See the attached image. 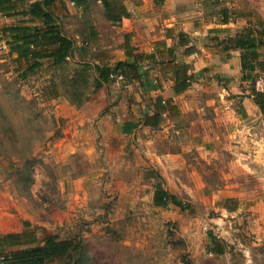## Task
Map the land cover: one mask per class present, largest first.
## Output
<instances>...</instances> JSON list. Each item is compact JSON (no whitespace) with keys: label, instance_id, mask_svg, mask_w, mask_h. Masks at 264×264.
<instances>
[{"label":"rangeland","instance_id":"1","mask_svg":"<svg viewBox=\"0 0 264 264\" xmlns=\"http://www.w3.org/2000/svg\"><path fill=\"white\" fill-rule=\"evenodd\" d=\"M166 1L164 11L146 15L178 10L208 39L222 33L216 45L245 28L264 29V0ZM4 17L0 27L10 22ZM261 50L264 59V43ZM244 72L237 95L227 87V93L216 85L194 87L196 100L213 101L193 108L190 133L180 127L124 133L100 121L110 97L121 92L100 83L90 63L47 61L21 77L15 54L0 39V235L35 237L5 249L36 245L51 232L74 244L46 264H264V114L257 105H247L244 115L240 108V96L251 97L254 88L264 93V67ZM224 96L235 109L227 126L216 122L225 135L211 144L200 120ZM95 110L92 124L79 122ZM157 188L187 207L154 204Z\"/></svg>","mask_w":264,"mask_h":264},{"label":"crops","instance_id":"2","mask_svg":"<svg viewBox=\"0 0 264 264\" xmlns=\"http://www.w3.org/2000/svg\"><path fill=\"white\" fill-rule=\"evenodd\" d=\"M32 1L35 0H12L11 4L15 9L22 10ZM106 1L109 10L102 0H49L46 7L58 23L61 33L72 40L66 61H87L95 73L96 65L114 68L118 60L135 58L141 71L147 73V81L143 75L130 74L124 78L118 75L104 83L121 94L118 92L109 96L113 102H109L111 107L100 118L101 123L116 126L118 131L124 133L150 128H159L163 133L179 132V127L183 132L190 133L197 121L192 110L194 107L198 109V104L205 99L196 100L190 95L195 86L210 84L222 88L226 93L227 88L232 94L241 92L239 83L244 73L240 65L241 50L216 45L215 40L221 38L222 33L210 32L212 36L208 39L200 26L189 23L187 15H180L171 6L172 10L164 12L162 18L146 15L148 12L164 11L166 0ZM132 7L140 17L129 12ZM5 12L0 11L5 16L3 20L10 21L6 25L24 22L39 24L37 18L31 19L29 15H6ZM124 12L127 14L122 15ZM28 19L31 21H26ZM225 24V21L219 22L220 29ZM126 38L129 52L126 50ZM89 57L91 60H87ZM41 61L44 63L50 59L43 58ZM184 78L189 81L188 85L175 92V83ZM147 82L158 85L150 89L146 86ZM240 97L244 106L240 108L244 115L247 105L254 107L256 104L250 96ZM221 99L223 102L219 105H212L211 117L200 120L203 126L208 127L203 138L211 144L218 143L225 135L214 128L216 122L227 126L226 115L235 109L229 105L233 98L224 96ZM205 100L208 103L213 101L211 97ZM154 112L159 113L158 123H145ZM92 113L85 114L79 122L92 124L96 120L94 115L97 110ZM226 128L231 130L227 129L230 133L236 132V129L239 131V128L232 129L231 126ZM79 129L81 127L76 126L70 132L77 135ZM66 138V143H77L74 138Z\"/></svg>","mask_w":264,"mask_h":264},{"label":"trees","instance_id":"3","mask_svg":"<svg viewBox=\"0 0 264 264\" xmlns=\"http://www.w3.org/2000/svg\"><path fill=\"white\" fill-rule=\"evenodd\" d=\"M102 1L106 9L109 10L107 1ZM11 2L12 0H0V11H6V15H29L32 17L31 19L37 18L39 21V24L24 22L0 27V39H5L10 54H15L20 76L26 77L40 70L43 65L41 59L43 58L50 59L54 64L65 62L71 52L72 40L61 33L58 23L46 9L49 0L32 1L22 10L15 9ZM125 14L127 13L124 12L122 15ZM31 19L26 21H31ZM263 31V28H245L237 32L230 43L223 45L225 49L239 48L241 50L240 65L243 71L263 70L264 59L261 58L263 54L261 48L264 43ZM125 42L126 50L129 52L127 38ZM21 63L23 65L20 67ZM95 70V77L100 83H106L118 75L124 78V76H129L130 74H135L138 77L143 75L147 81V73L141 71L140 65L135 58L132 60H118L114 68L96 65ZM245 77L246 74L244 72L242 78ZM188 83L189 81L185 78L179 83H175V92L184 89ZM157 85L150 82L146 84L147 88L150 89L157 87ZM250 95L253 102L264 114V93L254 88L251 90ZM158 121L159 113L154 112L144 122L156 125ZM152 201L160 206H167L169 203H173L181 209L187 207V204L184 205L175 194L163 188H157L154 191ZM23 235V232H7L0 235V264H46L51 260L67 255L74 244L71 238H62L57 233L47 232L36 245L11 250L5 249L11 246L35 242V237L22 239ZM216 246L217 243H214V247ZM220 251L219 249L216 250V252Z\"/></svg>","mask_w":264,"mask_h":264},{"label":"built area","instance_id":"4","mask_svg":"<svg viewBox=\"0 0 264 264\" xmlns=\"http://www.w3.org/2000/svg\"><path fill=\"white\" fill-rule=\"evenodd\" d=\"M129 12H130V13L134 12V9L131 8V9L129 10ZM119 76H120V75H119ZM255 82H256L257 89H259V86H260L261 83H262V79H261V77H258V78L255 80Z\"/></svg>","mask_w":264,"mask_h":264}]
</instances>
